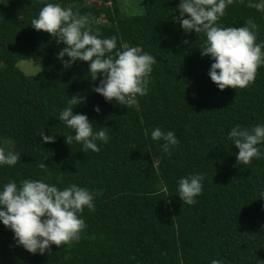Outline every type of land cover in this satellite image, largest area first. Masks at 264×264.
Returning a JSON list of instances; mask_svg holds the SVG:
<instances>
[{"label":"trees","instance_id":"16d2710c","mask_svg":"<svg viewBox=\"0 0 264 264\" xmlns=\"http://www.w3.org/2000/svg\"><path fill=\"white\" fill-rule=\"evenodd\" d=\"M44 2L0 0V149L21 154L0 167V183H75L92 193L94 208L80 213L86 227L78 242L43 255L17 246L0 224V264H264V159L239 164L227 137L236 124L264 122V66L247 87L218 89L207 75L211 59L200 54L203 35L185 33L173 19L179 0H142L139 13L124 12L120 0H58L89 14L91 28L116 36L117 47L139 46L155 57L147 94L126 108L93 91L100 77L91 80L88 62L65 68L56 56L63 44L31 26ZM246 5L233 0L218 23L238 27L251 19L262 41L264 11ZM27 59H40V71L21 70L17 63ZM72 95L85 97L74 113L86 114L94 129L107 127L110 139L97 141V152L66 143L64 135L74 133L56 117ZM154 126L176 135L171 155L145 135ZM41 130L54 142L42 144ZM193 172L205 178L188 205L176 182Z\"/></svg>","mask_w":264,"mask_h":264},{"label":"clouds","instance_id":"9594fccd","mask_svg":"<svg viewBox=\"0 0 264 264\" xmlns=\"http://www.w3.org/2000/svg\"><path fill=\"white\" fill-rule=\"evenodd\" d=\"M233 0H179L173 17L185 32L203 35L199 45L201 56H208L211 64L207 75L220 90L226 87L245 88L251 84L257 69L264 66V40L257 42V25L251 19L241 26H223L218 23L225 9ZM247 7L264 11V0H247ZM89 14L63 7L58 0H47L30 24L36 30L50 34L57 44H63L56 56L65 68L77 60L88 62V73L98 83L93 91L106 101L115 100L124 107H138V96L148 92L155 57L142 51L139 46L117 47L116 36H100L91 28ZM187 43V40L184 41ZM67 57V59H65ZM81 95L66 99L65 107L56 117L74 134L64 135L66 143L76 141L81 151H99L97 141L108 143L110 137L106 126L93 128V121L86 114L73 109L84 101ZM100 112L99 106H94ZM153 141H158L162 152L171 155L179 141L172 130L154 126L145 131ZM41 143L54 142V135L39 132ZM227 137L238 152L236 161L248 164L253 158L264 159V122L251 126L236 124ZM21 158L19 152L0 149V167L12 166ZM47 159V157H45ZM43 162L37 167L44 168ZM204 173L193 172L180 176L176 182V194L188 205L196 202L203 191ZM264 199V185L259 190ZM84 208H94L92 193L85 187L70 183L58 187L42 179L25 178L17 182L9 179L0 183V224L10 229L17 246L32 254H45L51 246L78 242L86 227L80 215ZM210 264H224L212 259Z\"/></svg>","mask_w":264,"mask_h":264},{"label":"rangeland","instance_id":"374dc122","mask_svg":"<svg viewBox=\"0 0 264 264\" xmlns=\"http://www.w3.org/2000/svg\"><path fill=\"white\" fill-rule=\"evenodd\" d=\"M120 3L122 5L121 9L126 13H139L143 11L142 0H120ZM17 65L26 74H35L40 71L42 62L40 59H27L20 60Z\"/></svg>","mask_w":264,"mask_h":264}]
</instances>
